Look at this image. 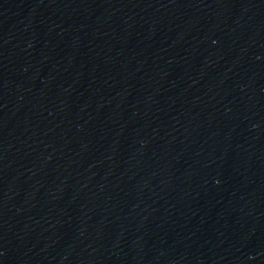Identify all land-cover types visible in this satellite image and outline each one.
Returning a JSON list of instances; mask_svg holds the SVG:
<instances>
[{
  "label": "water",
  "instance_id": "95a60500",
  "mask_svg": "<svg viewBox=\"0 0 264 264\" xmlns=\"http://www.w3.org/2000/svg\"><path fill=\"white\" fill-rule=\"evenodd\" d=\"M137 264H264V0H119Z\"/></svg>",
  "mask_w": 264,
  "mask_h": 264
}]
</instances>
